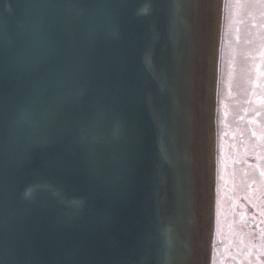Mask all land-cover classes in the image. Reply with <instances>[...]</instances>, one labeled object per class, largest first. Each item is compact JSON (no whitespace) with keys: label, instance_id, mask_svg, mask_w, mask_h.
Here are the masks:
<instances>
[{"label":"water","instance_id":"95a60500","mask_svg":"<svg viewBox=\"0 0 264 264\" xmlns=\"http://www.w3.org/2000/svg\"><path fill=\"white\" fill-rule=\"evenodd\" d=\"M211 6L0 0V264H207Z\"/></svg>","mask_w":264,"mask_h":264},{"label":"rangeland","instance_id":"374dc122","mask_svg":"<svg viewBox=\"0 0 264 264\" xmlns=\"http://www.w3.org/2000/svg\"><path fill=\"white\" fill-rule=\"evenodd\" d=\"M221 4L210 264H264V0Z\"/></svg>","mask_w":264,"mask_h":264},{"label":"bare ground","instance_id":"6f19581e","mask_svg":"<svg viewBox=\"0 0 264 264\" xmlns=\"http://www.w3.org/2000/svg\"><path fill=\"white\" fill-rule=\"evenodd\" d=\"M212 6L208 8V14L212 16V25H211V34L208 36V48L209 52L206 57V61H208L207 73L205 72L206 79L204 82L206 83V107L204 110L203 118L206 119V146L205 148V160L202 166L205 165V177H209L210 187H211V197L210 201L212 203V216H211V224L213 221V225L210 227V239L208 244V264L211 262V254L213 251L212 248V241L214 235V211H215V187H216V130H215V118H216V92H217V85H218V45H219V32H220V25H221V14H222V0H211ZM207 10V8H206ZM207 17V16H206ZM208 138V140H207ZM203 141V146L205 142ZM206 153L207 158H209V162L207 161L206 166ZM207 167V168H206ZM207 170V172H206ZM204 176V175H203ZM204 182V178L202 179ZM208 181V180H207ZM204 203L205 200L203 199ZM207 213L204 212L203 216L204 219L207 217ZM205 224V220H204ZM204 227V225H203ZM205 249V248H204ZM207 251V246H206Z\"/></svg>","mask_w":264,"mask_h":264}]
</instances>
